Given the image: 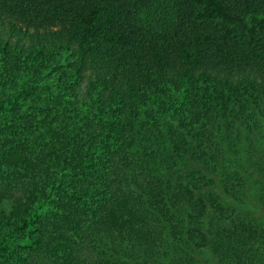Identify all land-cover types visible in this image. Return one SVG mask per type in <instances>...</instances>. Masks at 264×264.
Instances as JSON below:
<instances>
[{
  "label": "trees",
  "instance_id": "1",
  "mask_svg": "<svg viewBox=\"0 0 264 264\" xmlns=\"http://www.w3.org/2000/svg\"><path fill=\"white\" fill-rule=\"evenodd\" d=\"M263 129L264 0H0V264H264Z\"/></svg>",
  "mask_w": 264,
  "mask_h": 264
},
{
  "label": "rangeland",
  "instance_id": "2",
  "mask_svg": "<svg viewBox=\"0 0 264 264\" xmlns=\"http://www.w3.org/2000/svg\"><path fill=\"white\" fill-rule=\"evenodd\" d=\"M260 133V132H259ZM255 134V141H256V145L258 148H256V150H260L264 152V137L261 138L260 134ZM263 133V134H262ZM261 134L264 136V129L263 132ZM255 154V153H253ZM253 215L259 219H261L262 221H264V211H260L259 208L257 206H253Z\"/></svg>",
  "mask_w": 264,
  "mask_h": 264
}]
</instances>
